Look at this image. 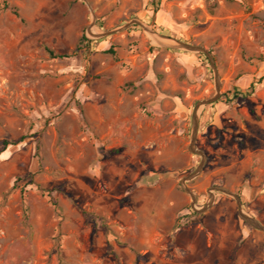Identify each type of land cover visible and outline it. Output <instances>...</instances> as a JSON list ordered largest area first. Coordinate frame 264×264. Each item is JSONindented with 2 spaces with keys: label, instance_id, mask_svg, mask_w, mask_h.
Returning a JSON list of instances; mask_svg holds the SVG:
<instances>
[{
  "label": "rangeland",
  "instance_id": "rangeland-1",
  "mask_svg": "<svg viewBox=\"0 0 264 264\" xmlns=\"http://www.w3.org/2000/svg\"><path fill=\"white\" fill-rule=\"evenodd\" d=\"M153 1L0 0V264H264V0Z\"/></svg>",
  "mask_w": 264,
  "mask_h": 264
},
{
  "label": "water",
  "instance_id": "water-1",
  "mask_svg": "<svg viewBox=\"0 0 264 264\" xmlns=\"http://www.w3.org/2000/svg\"><path fill=\"white\" fill-rule=\"evenodd\" d=\"M177 43H178V47L180 49H184V50H188V51H194V52H200V53H205L206 56L209 58L212 66L215 67L214 60L211 57V54L204 47H200V46H197V45H191L189 43L179 42V41H177ZM216 87H217V94L214 97L209 98V99H205L204 101L200 102L197 105L196 115L194 117L193 137H192V141H191V144L189 146V149H190L191 152H193V153H195L197 155H200L202 157V161H201L199 167L196 169V171L194 173L190 174L189 176H187L186 178H184L183 182L184 181H190V180L194 179L196 176H198L199 173L201 172L203 166H204L205 155L203 154L202 151H200L199 149H197L195 147V138H196V135L198 133V127H199V121H198V118H197V112H198V108L199 107L214 104L220 99L221 93H220V82H219L218 74L216 76ZM185 190L188 193H190V195H192L193 198H196L195 195L192 192H190L187 188H185ZM214 190L233 196L237 200L238 208H239L240 214L242 215L243 219L249 225H251L253 228L261 230V231L264 232V226H262L260 223H258L255 219L250 218L249 216L243 214L242 203H241V200H240L239 196L233 194L228 189L221 188V187H217ZM213 200H214L213 198L212 199L210 198V204L213 202Z\"/></svg>",
  "mask_w": 264,
  "mask_h": 264
},
{
  "label": "trees",
  "instance_id": "trees-1",
  "mask_svg": "<svg viewBox=\"0 0 264 264\" xmlns=\"http://www.w3.org/2000/svg\"><path fill=\"white\" fill-rule=\"evenodd\" d=\"M160 4H161V0H154V1L152 2V6H154V8H155V9H154L155 12L158 11ZM159 32H160V34H162V35H164V36H168L169 38H174V37H172V36L170 35V33H169L165 28H163V27L160 28V31H159ZM94 43H95V41H90V40H88L86 37H83V38L80 40L79 46L77 47L76 51H75L72 55H56L54 52H52V51H50V50H48V52L50 53V55H51L53 58H68V57H70V56H73V55L77 54L78 50H80L82 46H86L87 48H89V47H92V45H93ZM108 53H110L116 61L118 60V56H117V52H116L115 48L111 47V48L108 50ZM202 55H203V54H202ZM261 80H262V79L253 82V83L251 84L249 90H248L247 92H245V93H242L241 91L237 90V91H236V97H238L239 95H252V94L255 92V90H256V88H257V85H258L259 83H261ZM209 106H210V107H213L214 104H211V105H209ZM5 145L7 146V143H5ZM0 154H1V153H0Z\"/></svg>",
  "mask_w": 264,
  "mask_h": 264
},
{
  "label": "bare ground",
  "instance_id": "bare-ground-1",
  "mask_svg": "<svg viewBox=\"0 0 264 264\" xmlns=\"http://www.w3.org/2000/svg\"><path fill=\"white\" fill-rule=\"evenodd\" d=\"M91 33L93 34V35H95L96 34V32L92 29L91 30ZM153 36V35H152ZM157 39V40H156ZM156 39H154V41L155 42H158V43H161L163 40H166V39H163V38H156ZM166 42V41H165ZM172 42V41H171ZM174 43H176V42H174Z\"/></svg>",
  "mask_w": 264,
  "mask_h": 264
}]
</instances>
